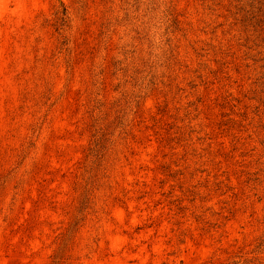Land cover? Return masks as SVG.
Here are the masks:
<instances>
[{"label":"rangeland","instance_id":"obj_1","mask_svg":"<svg viewBox=\"0 0 264 264\" xmlns=\"http://www.w3.org/2000/svg\"><path fill=\"white\" fill-rule=\"evenodd\" d=\"M0 264H264V0H0Z\"/></svg>","mask_w":264,"mask_h":264}]
</instances>
